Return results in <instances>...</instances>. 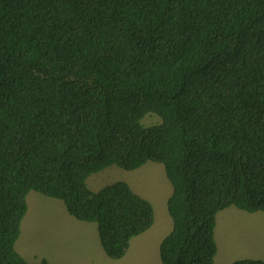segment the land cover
<instances>
[{"label":"trees","instance_id":"obj_1","mask_svg":"<svg viewBox=\"0 0 264 264\" xmlns=\"http://www.w3.org/2000/svg\"><path fill=\"white\" fill-rule=\"evenodd\" d=\"M147 161L172 185L163 264H214L217 212H264V0H0V264H47L14 248L30 190L123 257L153 206L86 178Z\"/></svg>","mask_w":264,"mask_h":264},{"label":"rangeland","instance_id":"obj_2","mask_svg":"<svg viewBox=\"0 0 264 264\" xmlns=\"http://www.w3.org/2000/svg\"><path fill=\"white\" fill-rule=\"evenodd\" d=\"M160 121L159 115L149 112L140 122L146 127ZM117 181L126 182L135 193L150 201L154 220L150 228L141 233L140 243L133 241L129 252L122 258H111L101 248L106 258L99 259L108 261L98 260L99 264H163L159 256L160 242L172 229V219L167 210L172 185L166 176L164 165L147 161L136 169L126 170L112 164L91 173L86 178V185L90 190L97 191ZM26 204V217L20 223V233L14 248L27 261L33 262L31 260L42 256L53 259L55 254L65 251L66 244L76 253L75 256H80L84 253L85 231L87 247L92 250L93 243L100 247L95 222H89L85 228H76L73 224L61 225L66 215L73 221H80L69 214L62 200L30 190L26 195ZM49 225V236L44 235ZM91 232L95 235L94 241L89 240ZM214 237L217 244L215 259L218 264H230L244 258L264 260V212H247L230 205L217 212Z\"/></svg>","mask_w":264,"mask_h":264},{"label":"crops","instance_id":"obj_3","mask_svg":"<svg viewBox=\"0 0 264 264\" xmlns=\"http://www.w3.org/2000/svg\"><path fill=\"white\" fill-rule=\"evenodd\" d=\"M25 217H26V214H25L24 218ZM73 220L74 219H71L69 217V215H66L65 219H64V221H63V223L61 225H63V224L64 225L73 224L76 228H78L79 226L85 228L86 226H88V224H90L89 221H84V220L73 221ZM77 220H79V219H77ZM95 228L97 230V224H96ZM49 232H50V225L45 230L44 235L47 234L49 236ZM96 234H97V238H99L98 230H97ZM84 236H85L84 241H83L84 242V248H83L84 249V253H81L80 256H75L76 253L70 248V246H67V244H66L65 245L66 248L64 247L65 251L61 250L59 253L55 254L53 259H48L45 256H42L40 259H37V260L33 259L31 261L40 262L42 259H45L47 261V264H99L98 260H104L105 262L108 261V259H99V258H106V257H104V255H103V253L101 251L103 248H102L101 242L99 243L100 239L98 241V243L100 244V247L98 248L97 244L93 243L94 246L92 247V250H91L90 248L87 247L88 238H87V232L86 231L84 232ZM44 239H45V237H44ZM89 240H91V241L95 240V235H94L93 232L90 233ZM141 240H142L141 234L132 237L130 239L129 247H128L127 251L129 252L133 241H138V243H140ZM126 254H127V252H126ZM60 255H61V257H59ZM24 259H26V258H24ZM216 260L217 259H214V264H218V263H216ZM28 261L30 262V260H28Z\"/></svg>","mask_w":264,"mask_h":264}]
</instances>
